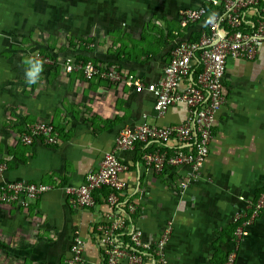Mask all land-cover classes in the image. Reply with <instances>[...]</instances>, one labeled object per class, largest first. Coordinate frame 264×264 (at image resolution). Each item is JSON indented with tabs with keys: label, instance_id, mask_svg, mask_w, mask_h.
Returning <instances> with one entry per match:
<instances>
[{
	"label": "crops",
	"instance_id": "1",
	"mask_svg": "<svg viewBox=\"0 0 264 264\" xmlns=\"http://www.w3.org/2000/svg\"><path fill=\"white\" fill-rule=\"evenodd\" d=\"M204 1L0 0V160L9 163L0 185L20 179L80 184L123 125L183 121L185 102L160 117L153 92H139L127 80L86 78L64 62L81 55L156 82L180 28L179 9ZM37 52L55 54L60 62L43 65ZM224 91L201 176L185 189L180 181L186 167L154 173L142 145L120 153L126 164L119 175L122 202L137 205L133 222L146 237L159 236L173 221L169 254L175 264H224L235 213L248 210L247 199L264 190V43L253 60L228 59ZM39 120L59 129L58 145L22 141L25 126ZM106 193V187L97 192L93 207L70 206L61 187L24 203L0 202V264H65L75 226L86 240V255L100 259L95 224L108 219ZM249 231L240 264H264V210Z\"/></svg>",
	"mask_w": 264,
	"mask_h": 264
},
{
	"label": "built area",
	"instance_id": "2",
	"mask_svg": "<svg viewBox=\"0 0 264 264\" xmlns=\"http://www.w3.org/2000/svg\"><path fill=\"white\" fill-rule=\"evenodd\" d=\"M178 16L180 28L174 31L176 40L164 64L163 77L156 82L144 80L116 63L99 64L75 56H69L64 63L68 70L80 72L86 78H102L112 83L127 80L139 92H153L160 117L167 115L171 105L185 102L189 109L183 121L168 124L140 121L123 125L112 147L80 184L20 179L0 185V202L24 203L28 198H38L61 187L72 207L95 206L97 192L107 188L108 219L95 224L98 233L94 237L102 250L101 258L86 255V240L80 227L75 226L65 264H175L169 254L175 240L173 221H166L159 236L146 237L143 229L133 222L137 205L122 202L120 192L124 182L119 175L126 164L121 161L120 153L142 145L144 163L154 173L163 172L167 166L186 167L180 181L182 189L201 176L210 152L216 112L226 100L227 61L230 58L253 60L264 43V0H205L180 8ZM192 33L198 36L194 38ZM35 60L48 66L60 62L57 55L41 52L35 54ZM21 139L28 145L37 139L47 145L62 141L54 123L40 120L28 123ZM8 168L9 163L0 160V177ZM247 202L249 211L239 210L234 215L233 244L224 264H240L249 228L264 210V190L249 197Z\"/></svg>",
	"mask_w": 264,
	"mask_h": 264
},
{
	"label": "trees",
	"instance_id": "3",
	"mask_svg": "<svg viewBox=\"0 0 264 264\" xmlns=\"http://www.w3.org/2000/svg\"><path fill=\"white\" fill-rule=\"evenodd\" d=\"M80 57L84 58V60H90V59H88V58H85V57H83V56H81V55H80Z\"/></svg>",
	"mask_w": 264,
	"mask_h": 264
},
{
	"label": "rangeland",
	"instance_id": "4",
	"mask_svg": "<svg viewBox=\"0 0 264 264\" xmlns=\"http://www.w3.org/2000/svg\"><path fill=\"white\" fill-rule=\"evenodd\" d=\"M42 53V52H41ZM229 62H232V60H230Z\"/></svg>",
	"mask_w": 264,
	"mask_h": 264
}]
</instances>
